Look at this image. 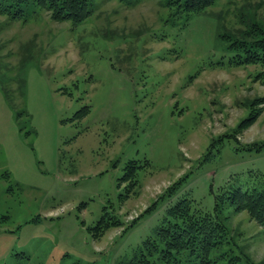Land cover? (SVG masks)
<instances>
[{
  "label": "rangeland",
  "instance_id": "374dc122",
  "mask_svg": "<svg viewBox=\"0 0 264 264\" xmlns=\"http://www.w3.org/2000/svg\"><path fill=\"white\" fill-rule=\"evenodd\" d=\"M92 4L76 25L0 15V264H126L177 199L211 212L264 174V148H245L264 141L261 67L231 65L222 37L264 27V0H217L188 19L163 0ZM132 159L148 164L122 199ZM104 212L122 225L95 238ZM219 215L264 263L261 227L227 202Z\"/></svg>",
  "mask_w": 264,
  "mask_h": 264
},
{
  "label": "trees",
  "instance_id": "16d2710c",
  "mask_svg": "<svg viewBox=\"0 0 264 264\" xmlns=\"http://www.w3.org/2000/svg\"><path fill=\"white\" fill-rule=\"evenodd\" d=\"M216 1L163 0V3L172 10L171 15L188 19ZM41 12H46L55 21H69L76 25L92 14L93 4L92 0H0V15L10 21L26 22ZM245 28L238 32L239 36L232 33L222 35L228 41L227 48L232 53L228 62L235 66L259 65L261 70L255 74V79L264 83V27L252 20ZM88 111V106L83 107L74 117L83 116ZM252 119H244L239 127L249 124ZM245 148L258 151L264 148V141L246 145ZM147 164V160L142 165L134 159L125 164L119 181L128 185L120 198L126 199L137 193V171ZM245 183L231 185L224 194L217 195L211 212L197 208L193 200L187 197L177 199L166 207L165 216L155 226L152 235L132 249L126 264H264L253 260L243 248L232 242L228 235V218L219 217L224 202H227L235 212L246 211L264 232V174L257 175V181ZM164 193L158 200L162 199ZM107 215L104 212L88 228L95 238H101L110 228L122 225V220ZM137 219L139 217L132 221L130 227Z\"/></svg>",
  "mask_w": 264,
  "mask_h": 264
}]
</instances>
